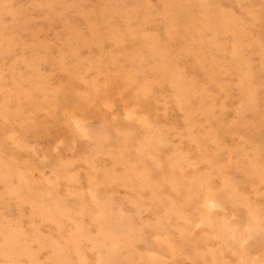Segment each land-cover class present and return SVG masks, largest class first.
I'll return each instance as SVG.
<instances>
[{
  "label": "rangeland",
  "instance_id": "obj_1",
  "mask_svg": "<svg viewBox=\"0 0 264 264\" xmlns=\"http://www.w3.org/2000/svg\"><path fill=\"white\" fill-rule=\"evenodd\" d=\"M0 264H264V0H0Z\"/></svg>",
  "mask_w": 264,
  "mask_h": 264
}]
</instances>
